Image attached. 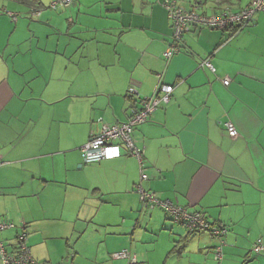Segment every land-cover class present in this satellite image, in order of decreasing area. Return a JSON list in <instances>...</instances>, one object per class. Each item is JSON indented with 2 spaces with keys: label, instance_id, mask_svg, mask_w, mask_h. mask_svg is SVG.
Instances as JSON below:
<instances>
[{
  "label": "crops",
  "instance_id": "obj_1",
  "mask_svg": "<svg viewBox=\"0 0 264 264\" xmlns=\"http://www.w3.org/2000/svg\"><path fill=\"white\" fill-rule=\"evenodd\" d=\"M52 1H0V220L26 224L34 264H127L112 257L124 249L145 264H217L216 238L143 208L135 157L83 160L102 122H126L159 84L175 86L171 100L134 132L143 186L225 226L222 264H264L251 252L264 243V16L233 34L193 26L165 59L164 0ZM179 1L210 15L253 0Z\"/></svg>",
  "mask_w": 264,
  "mask_h": 264
},
{
  "label": "built area",
  "instance_id": "obj_2",
  "mask_svg": "<svg viewBox=\"0 0 264 264\" xmlns=\"http://www.w3.org/2000/svg\"><path fill=\"white\" fill-rule=\"evenodd\" d=\"M73 0H54L49 4V8L58 10L69 6ZM161 5L167 10L172 26V36L168 48L164 52L165 59H171L179 54L183 47V37L193 26H203L212 29L226 30L230 28L243 29L253 22L256 14L264 16V0H253L249 6L241 10H232L224 7L219 13L206 14L198 10V4L187 8L179 0H164ZM13 21L19 19L18 13L8 12ZM40 14V11H37ZM201 67L210 69L213 73L216 68L212 64L211 58H206L201 62ZM224 85L228 86L231 79L222 78ZM174 85L159 84L155 92L150 96L140 98L139 106L132 108L131 115L126 122L101 125L97 134H92L91 138L81 147L83 160L86 163H96L102 160H109L123 155L135 157L141 166L140 182L136 184L135 190L139 194L143 208L153 210L161 208L168 219L175 224L184 226L189 233L207 232L217 239L218 243L214 247V259L217 264H222L224 257V247L226 245L225 236L227 229L220 224H210L205 213L201 211H191L184 206L174 204L169 200L158 198L155 193L147 190L143 182L149 178L144 166V150L139 148L134 140L135 129L149 121L150 117L162 105L171 100ZM130 95H139L137 88H129ZM225 127L232 136L237 134V129L233 122L228 121ZM9 229H17L14 244L12 246L0 238V264H34L35 259L31 247L28 244V232L26 224L18 226L12 222L0 220V233ZM251 252L255 255L264 253V243L258 240L252 247ZM117 260H126L127 264H145L137 255L129 249H124L112 254ZM65 264V263H62Z\"/></svg>",
  "mask_w": 264,
  "mask_h": 264
},
{
  "label": "trees",
  "instance_id": "obj_3",
  "mask_svg": "<svg viewBox=\"0 0 264 264\" xmlns=\"http://www.w3.org/2000/svg\"><path fill=\"white\" fill-rule=\"evenodd\" d=\"M217 2L220 3L221 0H217ZM242 9H243V8H242ZM226 30H230V31H232V34L238 32V31H240V29H238V28H230V29H226ZM190 234H194V233H190Z\"/></svg>",
  "mask_w": 264,
  "mask_h": 264
},
{
  "label": "rangeland",
  "instance_id": "obj_4",
  "mask_svg": "<svg viewBox=\"0 0 264 264\" xmlns=\"http://www.w3.org/2000/svg\"><path fill=\"white\" fill-rule=\"evenodd\" d=\"M1 1V0H0ZM0 13H5L4 10H0Z\"/></svg>",
  "mask_w": 264,
  "mask_h": 264
}]
</instances>
